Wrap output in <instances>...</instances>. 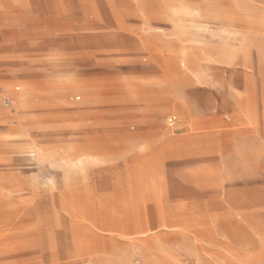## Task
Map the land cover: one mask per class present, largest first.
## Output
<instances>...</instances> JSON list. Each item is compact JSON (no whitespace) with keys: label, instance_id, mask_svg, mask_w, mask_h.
<instances>
[{"label":"rangeland","instance_id":"1","mask_svg":"<svg viewBox=\"0 0 264 264\" xmlns=\"http://www.w3.org/2000/svg\"><path fill=\"white\" fill-rule=\"evenodd\" d=\"M0 264H264V0H0Z\"/></svg>","mask_w":264,"mask_h":264},{"label":"crops","instance_id":"2","mask_svg":"<svg viewBox=\"0 0 264 264\" xmlns=\"http://www.w3.org/2000/svg\"><path fill=\"white\" fill-rule=\"evenodd\" d=\"M135 147H136V143L133 144L132 148H129L130 151H132V149L135 148Z\"/></svg>","mask_w":264,"mask_h":264}]
</instances>
